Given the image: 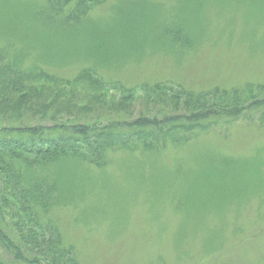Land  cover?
Wrapping results in <instances>:
<instances>
[{
    "label": "rangeland",
    "instance_id": "1",
    "mask_svg": "<svg viewBox=\"0 0 264 264\" xmlns=\"http://www.w3.org/2000/svg\"><path fill=\"white\" fill-rule=\"evenodd\" d=\"M61 5L0 0V69L38 68L62 81L85 71L135 90L136 100L119 109V89L76 93L75 122L185 113L162 94L146 98V87L183 88L204 108H232L234 94L240 106L205 130L167 137V127L156 128V138L109 151L101 167L64 159L47 170L48 184L61 190L49 217L63 247L78 264H264V105L250 106L264 100V0ZM49 110L56 116L40 108L29 125L68 124L57 104ZM2 117L0 126L18 124ZM1 221L10 227L6 215ZM0 264L21 263L0 247Z\"/></svg>",
    "mask_w": 264,
    "mask_h": 264
},
{
    "label": "trees",
    "instance_id": "2",
    "mask_svg": "<svg viewBox=\"0 0 264 264\" xmlns=\"http://www.w3.org/2000/svg\"><path fill=\"white\" fill-rule=\"evenodd\" d=\"M56 1L61 2V8L73 5L74 2L76 7L83 6L81 0ZM115 89L120 90L118 109L136 100L135 90L122 86L116 88L114 83L107 85L99 78L92 79L85 71L73 81H62L38 68L24 70L13 64L1 67L0 115L19 119L14 120L18 123L16 126H0V247L9 251L15 262L78 264L72 247H63L58 228L49 217L51 207L60 200L61 190L56 181L48 184V171L58 166L59 161L71 159L101 167L107 163L109 151L140 139L156 138L153 135L156 128L165 129V126L166 136L174 137L168 135L176 131L186 133L205 130L225 114L238 115L240 112V106L233 107L239 103L234 94L228 98L233 102L232 108L211 105L209 109L204 108L198 100L193 99L189 103L186 99L192 95L189 96L183 88L174 94L171 93V87L158 91L146 87V98L162 94L164 102L170 104L173 110L182 104L185 113L172 112L159 120L148 116L130 119V113L126 112L123 120L110 119L103 125L74 121L78 119L73 112L77 107L73 103L76 93L83 97ZM165 90H170V93ZM44 101H49L48 105H43ZM252 103L256 107L258 104L264 105V100H254L250 106H253ZM54 104H57L56 111L59 114H65L63 118H66L68 124L29 125L27 118L39 113L40 108L44 116H56L49 110ZM58 130H64V134L50 136V133ZM35 168L44 171L39 172V175ZM3 215L10 219L11 228L2 226ZM4 227L9 230H4Z\"/></svg>",
    "mask_w": 264,
    "mask_h": 264
}]
</instances>
